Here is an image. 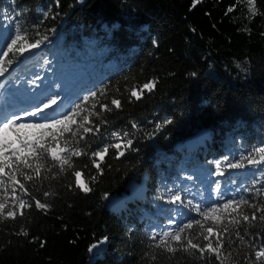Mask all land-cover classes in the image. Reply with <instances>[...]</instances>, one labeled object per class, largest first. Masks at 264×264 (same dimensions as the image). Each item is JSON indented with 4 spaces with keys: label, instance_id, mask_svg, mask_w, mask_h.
Listing matches in <instances>:
<instances>
[{
    "label": "trees",
    "instance_id": "1",
    "mask_svg": "<svg viewBox=\"0 0 264 264\" xmlns=\"http://www.w3.org/2000/svg\"><path fill=\"white\" fill-rule=\"evenodd\" d=\"M17 27L22 39L9 51ZM37 40L36 48L81 64L89 76L73 104L82 105L71 126L77 135L65 133L60 145L67 138L81 155L68 164L61 161L69 153H58L59 161L49 156L39 176L20 165L33 177L17 173L28 194L15 185L16 195L31 205L23 209L8 176L0 177L6 182L0 186L6 205L0 213V264H220L215 254L201 256L187 246L185 237L208 243L199 226L186 230L180 244L171 241L174 252L156 246L155 212L165 223L177 193L205 227L217 232L227 226L224 264H264L255 256L264 251V210L251 207L264 206V162L248 165L245 159L250 153L259 159L255 150L264 147V0H0L4 66L19 61L17 50ZM81 123L93 131L85 133ZM204 129L210 132L204 145L188 143ZM121 139H131L132 148L110 147ZM106 145L102 158L91 155ZM213 159L256 168L258 176L248 178L236 199L248 201L238 211L249 221L223 209L216 214L219 222L204 221L183 191L189 175ZM115 197L119 203L112 210ZM36 200L46 208H36ZM233 216L240 224L231 223ZM210 239L215 247L216 236Z\"/></svg>",
    "mask_w": 264,
    "mask_h": 264
},
{
    "label": "snow or ice",
    "instance_id": "2",
    "mask_svg": "<svg viewBox=\"0 0 264 264\" xmlns=\"http://www.w3.org/2000/svg\"><path fill=\"white\" fill-rule=\"evenodd\" d=\"M229 11H232V8H229ZM16 38L11 40V44L8 45V50H12V46L17 43L18 40H21L22 37L19 34L20 28H16ZM6 39V38H5ZM40 44V41L37 40L35 43L26 44L21 47L17 51L23 53L28 48H36ZM2 50V49H0ZM7 55V53H5ZM12 63L11 60H8V64ZM8 71V69L4 66L3 62L0 61V77L4 76V74ZM147 88L149 91L151 90V86L149 84H145L143 86ZM97 93L92 92L91 96L95 97ZM131 95L136 99H140V96L137 95V92L133 90ZM89 97H85L84 100L87 102ZM56 99L52 98L49 103H44L43 108L39 105H34L35 112H26L25 115H28L33 118L34 121L32 123L20 122L21 118L18 114H12L10 116H6L3 119H0V177L5 175L8 176V180L11 181L13 185V190L11 195L18 201L20 209L25 207H30L31 205L26 204L25 200L18 197L16 195L15 185L19 186V189L24 192L26 195L28 194V189L25 187L23 183H21L20 179L17 178V173L24 178V180H32L33 177L31 175L26 174L21 170L20 165H23L24 168L33 169L36 173V176L40 175L41 169L44 167V162L49 158L52 161L61 160L60 155L58 153H69L68 156H65L61 161L62 164H68L71 156H80L81 151L72 147L71 141L67 138L63 140L64 147H61V138L64 137L65 133H70L71 137H76L77 132L73 131L72 125H76L77 121L75 119L76 116L79 115V110H82L81 104H75L69 111L62 113L59 118L49 120L46 116H43L42 113L44 110L48 109L50 104H55ZM113 105L117 108L121 106L120 101L117 99H113L111 101ZM95 107V105H93ZM102 108H107V105H102ZM86 120L87 117H84ZM43 121V122H39ZM172 123L171 119L164 121V124ZM163 125H157V129L162 127ZM135 127V125H133ZM79 128H82L85 133L92 132L93 129L89 127H85L84 124H80ZM32 130V131H30ZM96 131H99V128H96ZM116 136V133L112 134ZM128 133H124V136H127ZM14 137V138H13ZM83 139V136H81ZM121 144H125L126 149H131L133 145V141L131 139H127L126 141L120 140V143L110 145V147L120 149ZM109 145L103 147L102 151H94L91 153L93 157H103L105 153L108 152ZM256 153L259 154V159L254 158V156L250 153L247 159L248 165H258L261 162H264V147L258 148L255 150ZM125 154L124 151H119V155L123 156ZM36 162L35 168H33V162ZM15 167V170L13 168ZM69 167L71 165L69 164ZM228 168L239 169L244 168L245 164L241 161L237 160L235 162H230L227 165ZM9 171L6 173L5 170ZM217 174L222 175L223 173L220 170V163L216 164ZM75 176L77 177V184H79V177L81 173L79 171L75 172ZM6 182L3 179H0V186L5 185ZM83 188L84 186L81 185ZM86 191H90V189L85 188ZM7 191V189H6ZM217 193H219V188L216 189ZM260 189L257 190V194L260 193ZM47 195V193H45ZM34 199V197H33ZM172 203H183L180 194H174L171 197ZM191 202H189L190 204ZM248 204L247 200L241 198L240 200L236 199H227L223 200V202H214L210 207L201 208L199 205L196 206L195 210L199 213V216L204 220H214L219 222L220 216L216 215L218 212L223 209L224 211H229V214L235 213L236 216H241L243 221H249L250 217L243 212H239L238 209L240 205ZM35 206L38 209H45L46 205L41 203L40 200L35 201ZM5 203H0V213H2L5 209ZM251 207L256 208L257 211L264 210V206L257 207L256 205H251ZM7 215L9 217L15 218L14 211H8ZM21 215L23 213L21 212ZM236 216L232 217L231 223L233 225L240 224V220L236 218ZM252 220H256V213L253 212L251 216ZM260 220H264V215L259 217ZM169 224L174 223V221L169 220ZM199 226L201 229L200 235L203 237L205 241L208 243L204 246L200 244L193 243L191 238H187V246L192 249H198L201 256L204 255L205 252L209 254H215L216 259L220 261V264H224L222 259L221 249L223 247V237L224 233L228 231L227 226L223 228L222 231L214 232L213 226L205 227L202 223L201 219L191 218L187 223H184L182 226L177 227V229L173 231H163L162 234H159V240L157 243V247H164L168 252H174L176 249L171 246V241H175L178 244L181 243L182 234L185 233L186 230H191L193 227ZM206 233V234H205ZM24 236H27L28 233L25 231L22 233ZM216 236L215 247L213 246V242L210 239L212 236ZM237 236H240V233H236ZM243 240V237H240ZM153 240L157 239V235L154 234L152 237ZM183 246V245H181ZM257 260H264V251H256L255 253Z\"/></svg>",
    "mask_w": 264,
    "mask_h": 264
},
{
    "label": "rangeland",
    "instance_id": "3",
    "mask_svg": "<svg viewBox=\"0 0 264 264\" xmlns=\"http://www.w3.org/2000/svg\"><path fill=\"white\" fill-rule=\"evenodd\" d=\"M41 56H42L41 58L42 61H44L43 63L46 64L62 63L60 60L62 56L57 52H54L52 54L43 53L41 54ZM63 61H66V59L64 58ZM36 69H40V66H37ZM5 75L7 74L5 73ZM15 75L16 73H14V76ZM17 76L20 79L17 80L14 79V83L16 84L18 89L22 90L26 94H31L32 96L30 101L31 102L38 101V104L41 108H43L44 103H49V101L52 98L56 99L60 95V92L67 93L68 95L67 101L68 103L69 102L71 103L73 97H75L80 92V90L82 89L83 85L85 84L88 78V76L84 73V68L81 64L69 63V62H66L63 65L61 64L59 68H57V70L54 66H51L48 71L47 70L45 71V74L43 75V80H41V82H39L40 79L37 76L36 77L26 76V71L17 74ZM81 80H83V82H81ZM48 86L50 87L47 88ZM32 122H36V121H25V123H32ZM208 134L209 131L199 132L194 138L195 143L198 146L204 145ZM188 143L192 145L193 140L192 139L189 140ZM214 163H215L214 173L208 172L207 170H201L197 174V177L189 181L188 185L186 186V189L188 188V190L190 191L192 200H194L197 204L203 202V199L206 198L208 194V184L212 182L213 186H217L221 184L219 183L220 178L224 177V173L221 168L220 170L223 174L222 175L217 174V169H216L217 163L216 162ZM131 185L135 186V183L132 182ZM227 189L230 192L232 191V188L230 186H228ZM118 203H119V198L115 197L110 204V209L117 210Z\"/></svg>",
    "mask_w": 264,
    "mask_h": 264
},
{
    "label": "bare ground",
    "instance_id": "4",
    "mask_svg": "<svg viewBox=\"0 0 264 264\" xmlns=\"http://www.w3.org/2000/svg\"><path fill=\"white\" fill-rule=\"evenodd\" d=\"M21 120H22V118H21Z\"/></svg>",
    "mask_w": 264,
    "mask_h": 264
}]
</instances>
